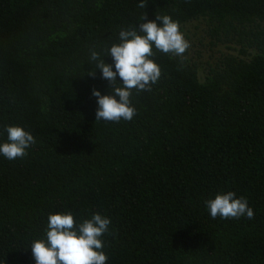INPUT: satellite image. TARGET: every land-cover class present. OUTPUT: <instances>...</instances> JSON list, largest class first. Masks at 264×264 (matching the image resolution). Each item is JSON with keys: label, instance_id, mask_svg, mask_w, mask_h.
I'll return each mask as SVG.
<instances>
[{"label": "trees", "instance_id": "1", "mask_svg": "<svg viewBox=\"0 0 264 264\" xmlns=\"http://www.w3.org/2000/svg\"><path fill=\"white\" fill-rule=\"evenodd\" d=\"M139 3L0 0V143L6 124L37 139L0 155V264H35L48 215L69 210L111 219L107 264H264V0ZM144 11L179 21L187 59L158 53L134 120L97 121L93 89L114 93L88 48ZM227 191L253 219L211 218L205 201Z\"/></svg>", "mask_w": 264, "mask_h": 264}, {"label": "clouds", "instance_id": "2", "mask_svg": "<svg viewBox=\"0 0 264 264\" xmlns=\"http://www.w3.org/2000/svg\"><path fill=\"white\" fill-rule=\"evenodd\" d=\"M148 0H140V9L147 7ZM144 11L139 25L122 27L115 42L101 47L92 45L87 51V61L95 64L102 78L111 86L112 95H101L93 89L97 98L96 120L119 123L131 122L138 115L133 102V94L151 92L162 76V68L156 62L158 53L179 58L181 65L187 59L184 55L191 47L180 30V23L170 15L155 14L154 20H147ZM111 56L113 64L105 63L104 57ZM95 76V69L89 72ZM117 76L122 83H118ZM116 97H119L117 100ZM7 134L5 142L0 143V155L9 161L24 159L29 149L37 144V139L22 125H4ZM211 218L239 219L254 218V211L246 197L233 191L218 192L214 199L205 201ZM45 236L31 243L35 264H107L103 237L115 235L110 232L111 219L100 213L90 218L77 220L72 211L49 214Z\"/></svg>", "mask_w": 264, "mask_h": 264}]
</instances>
